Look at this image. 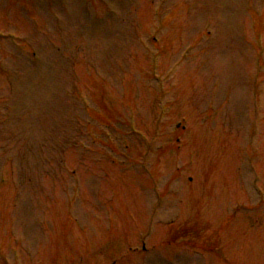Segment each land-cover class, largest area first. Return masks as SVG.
<instances>
[{"label": "rangeland", "instance_id": "rangeland-1", "mask_svg": "<svg viewBox=\"0 0 264 264\" xmlns=\"http://www.w3.org/2000/svg\"><path fill=\"white\" fill-rule=\"evenodd\" d=\"M0 71V264H264V0H0Z\"/></svg>", "mask_w": 264, "mask_h": 264}]
</instances>
